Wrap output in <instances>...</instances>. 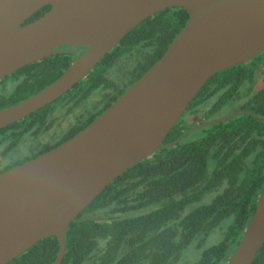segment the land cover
Masks as SVG:
<instances>
[{
    "label": "water",
    "instance_id": "obj_1",
    "mask_svg": "<svg viewBox=\"0 0 264 264\" xmlns=\"http://www.w3.org/2000/svg\"><path fill=\"white\" fill-rule=\"evenodd\" d=\"M171 6L189 18L139 79L82 130L0 173V264L50 236L61 264L70 223L128 168L176 143L163 145L209 78L264 50V0H0V79L58 46H87L56 80L0 109V129L61 97L131 28ZM263 240L264 188L226 264H252Z\"/></svg>",
    "mask_w": 264,
    "mask_h": 264
},
{
    "label": "trees",
    "instance_id": "obj_2",
    "mask_svg": "<svg viewBox=\"0 0 264 264\" xmlns=\"http://www.w3.org/2000/svg\"><path fill=\"white\" fill-rule=\"evenodd\" d=\"M188 18V10L179 6L148 16L52 105L0 129V142L14 147L25 138H34L54 125L56 113L61 115L64 108L71 111L92 94H101L97 109L79 119L65 137L53 135L47 143L35 141L37 149L32 147L31 154L16 163L70 138L164 54ZM70 60L68 52H61L20 68L15 73L24 79L10 96L14 101L23 100L40 91L64 72ZM236 76V70L230 73L234 83ZM225 78L222 70L202 86L163 142L166 145L178 138L174 145L162 147L128 168L70 223L61 264H226L264 188V139L249 148L239 146L251 138L253 130L264 132V121L237 115L200 128L202 133L196 138L183 134L192 126L193 111H212H206L209 86L213 82L219 90ZM218 98L213 111L222 103L223 96ZM93 104L90 101L85 106ZM213 233L219 235V241L209 244ZM191 249L193 259L188 255ZM58 251L57 237L50 236L6 264H52ZM252 264H264V240Z\"/></svg>",
    "mask_w": 264,
    "mask_h": 264
},
{
    "label": "flooded vegetation",
    "instance_id": "obj_3",
    "mask_svg": "<svg viewBox=\"0 0 264 264\" xmlns=\"http://www.w3.org/2000/svg\"><path fill=\"white\" fill-rule=\"evenodd\" d=\"M50 8H51L50 5L42 6L41 8L36 10L30 17L32 16L35 17V15H37L34 18L36 19L41 15L45 14ZM62 46L63 47L59 46L60 48L57 47L56 49L60 51L54 54H59L61 52H68L71 58V60L69 61V65L74 61L75 58L80 56L87 49V46H81V47L73 46L72 49L68 50L69 48L68 44H64ZM223 70H225L226 78L223 81L221 88L219 90L216 89L217 86L212 82L209 86V91L207 93L206 111L209 110L212 111L209 114H206V112L202 114V112H198V111L195 112L193 111V113L190 114L189 121L191 122L192 126L190 127L189 130L194 128L189 132L190 134L192 133V131L198 130L196 135L199 136L198 132L200 128L207 125L209 126L210 124L219 122L221 120L232 118L237 115H247L252 119L264 121V50L245 62L238 63ZM234 70H236L237 73L236 83H234L233 79L230 78V73ZM16 71L0 79V109L13 105L17 103V101L18 102L22 101V99L14 101L13 97H11L12 96L11 94L18 88V85L24 79V75L20 73L17 74L15 73ZM106 91L108 92V90ZM99 95L101 96V94H96V95L92 94L91 96L85 99L86 100L85 102H82L77 106H74L75 108L71 111L64 108V110L66 111L63 112L61 115H58L59 113H56L57 121H55L54 125L47 131H43L40 134L36 135L34 138L32 137L25 138L24 140H21L14 147L8 146L6 142H0V147H2V149L0 150V173L33 158L31 157L23 162L16 163L19 158H23V157L25 158L29 156L31 154L32 147L37 149L38 146L36 145L35 141L41 143H47L52 139L53 135H56V137L57 136L65 137L69 133L68 132L69 129H71V127L73 126L75 127L78 124V122L80 121L79 119H81L83 116L88 115L92 111L97 109V106L101 104L99 100ZM219 95L223 96L222 103L217 111H213V108L215 107L214 105L218 102ZM8 96H10L7 100L8 102L4 103L3 101ZM102 96L103 97L105 96L104 93H102ZM55 101H53L52 103L46 106L52 105ZM90 101H92V104L94 102L95 103L90 106H85V103ZM201 106L202 104L199 105V107ZM54 109L55 110L58 109V104L54 107ZM197 126L200 127L197 128ZM189 130H185L183 134H185ZM183 134L181 135L183 136ZM252 138H256V140L255 139L252 140ZM262 139H264V132H260L259 130L255 129L251 134V138L245 139V141L242 143V146L239 147L240 149L249 148L252 147L255 143L259 145L261 142L260 140ZM176 140H178V138ZM4 145L7 146L4 148ZM39 147L41 148V146Z\"/></svg>",
    "mask_w": 264,
    "mask_h": 264
},
{
    "label": "rangeland",
    "instance_id": "obj_4",
    "mask_svg": "<svg viewBox=\"0 0 264 264\" xmlns=\"http://www.w3.org/2000/svg\"><path fill=\"white\" fill-rule=\"evenodd\" d=\"M201 130L198 132L199 135H201ZM197 130L195 131H192V133L189 135L190 137H198L197 135ZM0 150H1V147H0ZM219 241V235H217L216 233H213L211 234L209 237H208V243L211 244V242L213 243H216ZM194 251L193 249L190 250V252H188V255L190 256L191 259H193L194 257V254L195 252H192ZM187 253V252H186Z\"/></svg>",
    "mask_w": 264,
    "mask_h": 264
}]
</instances>
